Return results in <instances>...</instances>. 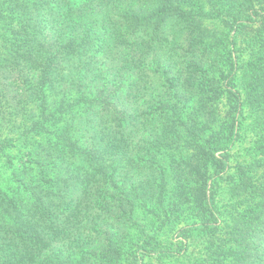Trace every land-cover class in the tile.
<instances>
[{"label":"trees","instance_id":"1","mask_svg":"<svg viewBox=\"0 0 264 264\" xmlns=\"http://www.w3.org/2000/svg\"><path fill=\"white\" fill-rule=\"evenodd\" d=\"M195 234L206 264H264V0H0V264H144Z\"/></svg>","mask_w":264,"mask_h":264},{"label":"rangeland","instance_id":"2","mask_svg":"<svg viewBox=\"0 0 264 264\" xmlns=\"http://www.w3.org/2000/svg\"><path fill=\"white\" fill-rule=\"evenodd\" d=\"M212 8V5L207 8ZM223 12V11H222ZM224 13V12H223ZM225 14V13H224ZM222 28L224 27L223 22L221 23ZM243 39H245V33H242L240 37L237 38V47L239 48V53L242 56H246ZM241 59V57L239 58ZM252 121L253 118L248 117L245 123V127L241 129L240 136L237 139L234 149L232 152V162L243 166L247 165L251 161V157L249 156L247 150L248 147H251L254 144L255 132L252 129ZM16 151L13 153L15 155ZM169 162V160H167ZM166 161V162H167ZM167 162V163H168ZM224 192L221 193L220 199L222 203L231 202L230 191L228 186L226 185L224 188ZM183 223L173 222L169 224L165 228V234L163 235L164 240H175V238L179 237L180 227ZM207 242L201 235L195 234L194 238L189 243V248L187 252L182 256L170 257V258H156L151 257L147 258L144 264H206V249Z\"/></svg>","mask_w":264,"mask_h":264}]
</instances>
